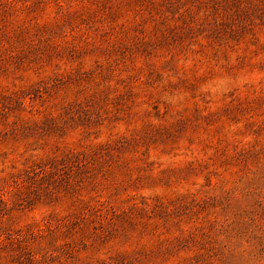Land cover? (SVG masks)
Returning <instances> with one entry per match:
<instances>
[{
    "label": "rangeland",
    "instance_id": "374dc122",
    "mask_svg": "<svg viewBox=\"0 0 264 264\" xmlns=\"http://www.w3.org/2000/svg\"><path fill=\"white\" fill-rule=\"evenodd\" d=\"M0 264H264V0H0Z\"/></svg>",
    "mask_w": 264,
    "mask_h": 264
}]
</instances>
